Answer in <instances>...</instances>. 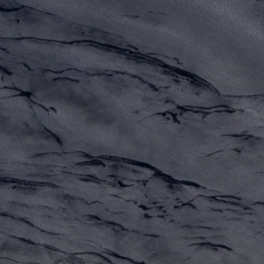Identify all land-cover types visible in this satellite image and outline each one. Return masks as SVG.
Masks as SVG:
<instances>
[{
	"label": "water",
	"instance_id": "water-1",
	"mask_svg": "<svg viewBox=\"0 0 264 264\" xmlns=\"http://www.w3.org/2000/svg\"><path fill=\"white\" fill-rule=\"evenodd\" d=\"M0 264H264V0H0Z\"/></svg>",
	"mask_w": 264,
	"mask_h": 264
}]
</instances>
